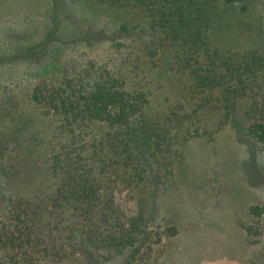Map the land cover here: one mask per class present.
Returning <instances> with one entry per match:
<instances>
[{"label":"trees","instance_id":"obj_1","mask_svg":"<svg viewBox=\"0 0 264 264\" xmlns=\"http://www.w3.org/2000/svg\"><path fill=\"white\" fill-rule=\"evenodd\" d=\"M63 1L118 28L73 75L0 82V264H178L192 148L232 128L264 155V22L253 0ZM242 202L252 256L264 206Z\"/></svg>","mask_w":264,"mask_h":264},{"label":"rangeland","instance_id":"obj_2","mask_svg":"<svg viewBox=\"0 0 264 264\" xmlns=\"http://www.w3.org/2000/svg\"><path fill=\"white\" fill-rule=\"evenodd\" d=\"M95 9L85 12L63 0H0V82L13 77L33 81L45 72L76 73L83 54H95L117 32L113 13ZM238 16L253 27L264 22V0H253L249 13ZM243 24H237L238 29L246 30ZM191 157L189 168L182 169L186 176L179 205L186 215L175 238L180 247L178 264L222 257L264 264V234L251 256L243 251L241 233L230 219V212L241 210L247 196L264 206V155L229 128L216 144L192 148ZM232 196L242 204L228 208L219 201ZM117 201L128 214L135 212L136 204L127 196L119 195Z\"/></svg>","mask_w":264,"mask_h":264},{"label":"crops","instance_id":"obj_3","mask_svg":"<svg viewBox=\"0 0 264 264\" xmlns=\"http://www.w3.org/2000/svg\"><path fill=\"white\" fill-rule=\"evenodd\" d=\"M200 264H246L243 263L242 261H239L235 258H216L215 260H206L201 262Z\"/></svg>","mask_w":264,"mask_h":264}]
</instances>
